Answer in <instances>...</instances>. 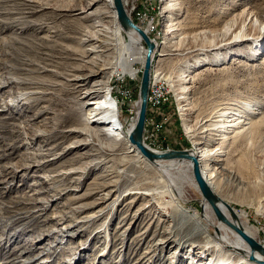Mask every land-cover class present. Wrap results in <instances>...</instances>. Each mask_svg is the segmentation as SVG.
Segmentation results:
<instances>
[{"label": "rangeland", "instance_id": "rangeland-1", "mask_svg": "<svg viewBox=\"0 0 264 264\" xmlns=\"http://www.w3.org/2000/svg\"><path fill=\"white\" fill-rule=\"evenodd\" d=\"M29 1L31 10L24 6ZM140 1L156 21L154 34L144 32L156 43L151 76L160 72L170 87L160 106L147 101L144 143L158 151L222 155L224 169L209 163L211 173L264 246V0ZM89 2L0 0V264H255L239 253L245 261L219 253L210 241L212 226L204 223L205 231L188 216L202 215L203 198L185 164L175 161L183 177L170 171L187 208L175 214L156 168L124 165L120 148L107 152L115 136L88 140L69 132L84 127L71 80L87 68L110 67L88 83L112 75L118 136L134 126L139 110L141 52L132 64L135 76L121 72L125 49L113 43L99 57L80 56L93 23L82 17L96 7ZM228 41L231 46H223ZM223 110L227 121H241V132L205 131ZM151 125H161V132L152 133ZM84 139L91 145L70 147ZM100 153L108 159L93 164ZM208 215L218 226L212 211Z\"/></svg>", "mask_w": 264, "mask_h": 264}, {"label": "bare ground", "instance_id": "bare-ground-1", "mask_svg": "<svg viewBox=\"0 0 264 264\" xmlns=\"http://www.w3.org/2000/svg\"><path fill=\"white\" fill-rule=\"evenodd\" d=\"M89 1H90L89 2L90 6L92 7L96 6V7H94L89 12L86 11L87 13L85 14L84 17H82L83 20L90 21L93 23L90 25V30L87 32L88 35H85V38L80 43V45L86 43V45L88 46V49H86V51L83 50V52L84 51L85 52L82 53L80 56L85 59H86V55L87 57L89 55H95L96 57H99L100 55L107 53L110 50V46L113 43L116 46H120L125 49L124 54L122 53L123 55H121L120 58L118 59L119 63L117 65L119 69L125 75L135 76L136 73L133 71L132 64L139 60V56H140L139 52H141L144 55L143 61H145L146 49L143 48V43L140 37L135 32L133 31L126 32L120 27L117 21L116 11L113 7L112 0H105L104 4L100 3L103 0H89ZM30 2L31 1H29L27 4L24 5L25 7L28 8V10L32 9L30 8L31 6ZM170 6L171 5L169 4L165 6L164 13H167L169 11ZM76 10L78 9L72 8L71 11H76ZM84 12L85 10L80 9L78 14H83ZM26 13L29 14L30 12H26ZM109 18H110V21H106ZM262 27L264 28V25ZM245 41H248V40H245ZM232 43L233 41H228V42H225L223 46H231ZM154 44H155V48H154V51L151 57L152 62H153V57L155 54L154 52L156 49L155 41H154ZM219 47H222V45ZM86 63H90V62L88 61ZM92 67H93V63H92ZM151 67H152V64H151ZM109 69H110L109 65H104V66L96 67V68L95 67L87 68L86 73H84L83 75H79L77 77L75 76L73 77L72 80L70 79L71 81L74 82L72 84V87H73L74 92L76 94H79V101H81V108L84 110L85 115L82 119V123L84 127L78 128V129H71L69 130V132H71L72 134H76L78 136H82V137L85 136L86 138H88V140H89V137H91L90 136L91 134L93 136H97L98 134H101L103 136L106 135L108 139L111 136H115L116 138L115 140H113L114 144L107 148V152L114 153L115 151H118V149L120 148L119 150L123 151V154H124L123 156L124 165L131 166V165H135L138 163H143L145 165H148V167L149 166L152 167L153 169L156 168L159 172L160 180L162 181L164 179L163 182L165 183L163 184L164 185L163 187L165 188V191L167 192L169 198L171 199V204L173 206L174 213L184 214L187 208H185L183 205L184 200H183V194L180 190L181 188L176 185V183L173 181L170 175V171L174 170L178 173L179 177L180 176L183 177L184 174L181 171L182 164L179 163L177 165V163H175V161L177 160L157 161V162L148 161L141 154V152L133 144H131L129 140V135L132 129L134 128V126H131L124 135L123 133L122 134L120 133V136H118V133H119L118 130L120 131V129L118 128L117 123L119 122L118 119H120L119 117L120 115H119V112L117 111V108L115 107V103L113 102L114 99L111 95L112 94L111 83L109 81V78L112 77V75L109 78L108 77L105 78L104 81H100V82L94 81V82H91V84L88 83L89 80L91 79H96L100 75H106L107 74L106 72ZM152 72H156V75L151 76V71H150L151 84H156V80L162 81L163 79H165L166 82L168 83V80L160 72L155 71V70H152ZM137 106L139 109V101H138V104L137 103L135 104V108H137ZM217 114H218L217 115L218 120L216 121L218 122L216 123L217 125L216 124L208 125L209 129H206L205 131L223 132L227 129L229 130L237 129L235 133L241 132L238 130V129H242V125H240L241 121L239 120H237V122H234L233 120L227 121L226 120L227 113L224 110ZM185 131L187 132V134H189L190 138L193 139L195 137L191 135L192 131L189 127L185 126ZM88 140L84 139L82 141H76L70 147H73L76 149L86 148L87 146L91 145V143H89ZM122 145L123 147H121ZM189 151L196 158L198 166L201 170V174L205 182L208 184L211 190L215 193V195L221 200V204H219V208L221 212L223 213V215L225 216V219L227 220V222L231 224L232 226L238 227V229H240L245 235L253 239L254 234L252 230L250 229V227L244 224L241 221L240 217L238 219V217L235 215L234 212L233 214L235 216V219H233L231 215L229 214L228 210L224 207V204L229 205V202L227 198L223 196L222 188L219 182L215 180V176L211 173L209 163L220 164L219 165L220 168L224 169L223 167L224 164L221 163L223 161L219 159L222 155L218 153L216 154V150H213L214 153H208L205 150H200V151L189 150ZM82 155H84V157L85 156L93 157L92 153H84ZM109 155L110 153L107 156ZM94 156L95 158L93 159V162H94L93 164H101V163H104L105 159H108L107 157H105L103 153L96 154ZM179 162L185 164L192 171V167H191L192 164L189 161H179ZM124 165L121 164V167H124ZM71 172H74V171H71ZM123 172L124 171H122V173ZM103 174L100 176L101 178L105 176ZM166 178L168 179V181L165 180ZM149 191H151V189ZM152 191L154 192V189ZM106 196L107 195H105V197ZM105 197H103L101 200H104ZM201 202H202V215L199 216V214L196 212L192 215H188V216H192V219H193L192 221L196 223L195 225H197L200 228H203L205 231L207 230L206 224L209 226H212V228L215 231L214 232L215 236L213 235L210 241L215 245L219 253L221 251L223 252L226 251L227 254H230L232 256L236 255L239 258L238 262L242 260L245 261L242 257L239 256V254L249 259L251 256V251L249 247L247 246V244L245 243V241L239 236L238 232L234 230L233 228H231L228 224L219 222L217 219L216 220H217L218 226H214L213 223L210 221V216L208 215V211L209 210L212 211V209L210 208V206L205 200H202ZM220 233L222 234V236L220 235ZM172 243L175 246H177V248L178 247L183 248L180 240L172 241ZM262 247L264 248V246ZM228 249L233 252L228 251ZM236 253H239V254H236ZM252 255H253L254 260H251V259L250 260L253 261V263L262 264L260 262L261 261L264 262V257L260 256L258 253H253ZM218 261H219V264L226 263L224 260H221V259H219ZM135 264H139V263H135Z\"/></svg>", "mask_w": 264, "mask_h": 264}, {"label": "water", "instance_id": "water-1", "mask_svg": "<svg viewBox=\"0 0 264 264\" xmlns=\"http://www.w3.org/2000/svg\"><path fill=\"white\" fill-rule=\"evenodd\" d=\"M112 2H113V7L116 11L117 21L120 27L126 32L127 31L135 32L146 46L145 61L142 70V76L140 80V87L138 93L139 110L137 113L136 123L129 135V140L131 144H133L141 152V154L150 162L173 161V160L189 161L192 164L191 165L192 176L196 183V186L203 200H205L212 209L216 219L219 222L228 224L231 228H233L238 232L239 236L245 241V243L247 244V246L251 251V256H250L251 260H254L252 255L253 253H258L260 256L264 257V248L259 243H257L254 239L245 235L240 229H238V227L232 226L227 222L225 216L223 215V213L219 208V204H221V200L215 195V193L205 182L201 174V170L198 166L197 160L189 150L158 151V150L150 149L144 144L143 133H144L145 118H146L147 96H148L149 84H150V71L152 64L151 57L155 48V44L144 33V31L141 30V28H139L130 19V17L126 13V10L124 9L121 0H112ZM224 207L228 210L231 217L235 219V216L233 214V209L227 204H224ZM260 263L264 264V262L262 261Z\"/></svg>", "mask_w": 264, "mask_h": 264}, {"label": "built area", "instance_id": "built-area-1", "mask_svg": "<svg viewBox=\"0 0 264 264\" xmlns=\"http://www.w3.org/2000/svg\"><path fill=\"white\" fill-rule=\"evenodd\" d=\"M147 0H144L146 2ZM123 6L128 13L129 16L134 15L136 16V21L140 22L141 25L139 26L144 29L145 32H147L149 35L154 34L155 27H156V21L155 17L151 16V13L146 9V6H143L141 4L140 0H122ZM138 5L140 6V9L137 10ZM149 10L153 11V8H150ZM170 94V88L168 86V83L166 82L165 79L162 81L156 80V84H150V89H149V95H148V103L151 106H160L162 102L166 101V96ZM154 123V122H152ZM161 125H151L153 132L160 133ZM151 133V134H152Z\"/></svg>", "mask_w": 264, "mask_h": 264}, {"label": "trees", "instance_id": "trees-1", "mask_svg": "<svg viewBox=\"0 0 264 264\" xmlns=\"http://www.w3.org/2000/svg\"><path fill=\"white\" fill-rule=\"evenodd\" d=\"M126 126H124V128H125Z\"/></svg>", "mask_w": 264, "mask_h": 264}]
</instances>
